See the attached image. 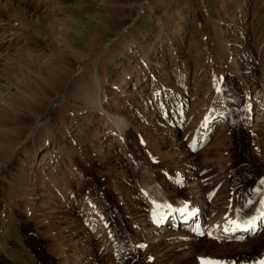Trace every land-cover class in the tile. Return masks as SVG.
Instances as JSON below:
<instances>
[{
    "label": "rangeland",
    "instance_id": "rangeland-1",
    "mask_svg": "<svg viewBox=\"0 0 264 264\" xmlns=\"http://www.w3.org/2000/svg\"><path fill=\"white\" fill-rule=\"evenodd\" d=\"M95 83L98 104L83 94ZM246 83L264 96V0H0V128L9 107L34 116L12 120L21 143L0 157V264H262L264 228L215 232L264 201V112L248 120ZM42 93L36 114L16 103ZM148 190L197 200L202 225L151 238Z\"/></svg>",
    "mask_w": 264,
    "mask_h": 264
},
{
    "label": "bare ground",
    "instance_id": "bare-ground-1",
    "mask_svg": "<svg viewBox=\"0 0 264 264\" xmlns=\"http://www.w3.org/2000/svg\"><path fill=\"white\" fill-rule=\"evenodd\" d=\"M13 16L16 17L17 14H13ZM15 19L18 20L19 18H15ZM56 76H57L56 77L57 83L59 84L61 82V84H62L64 82V81L62 82L63 76H61L59 74L56 75ZM95 84H97V83H95ZM100 85H101V83L96 85V91H95L96 94L95 95L92 92L90 93V91H87V90L85 91L84 90L85 88H83V91H85V92H83L84 96L88 97L89 100L91 99L92 103L95 102L94 100H96L97 104L99 102V100L97 99L98 98L97 95H98L99 89L101 87ZM87 88H90V85ZM90 89H91V91H93L92 88H90ZM250 89H253V86H250L248 83H246L245 87H244V90L247 91L246 95L249 98L250 103L252 105L251 108L249 109L248 120L252 121L253 122L252 125H254L260 119V117H259L260 114L262 112H264V109H263V111H261V107L262 106H260V104H259V103H261V104L264 105V99L260 100V98H262L264 96H263L262 93H259V94H256L254 92L250 93V91H249ZM46 99L47 98H46V94L45 93L44 94L42 93L41 95H38V94L37 95H32V94L31 95H21V96H19L16 99V103L18 104V106H20V107H22L24 109H29L31 111V113H35L36 114L38 111L40 112V110H42V108L44 107V105L46 103ZM254 107H255L256 110H254ZM251 109H253V110H251ZM18 112H20V111H19V108H17V107H9L8 108V114L11 116V119H10L11 122L10 123H12V120H18L19 124H22L23 126H25V124H26L25 122L28 120V118H30V116H32V114H29L28 117L26 116V118H25V116H20L18 114ZM20 114H22V113H20ZM103 114H106V115L109 116L114 128L120 134H122L123 131L125 130V126L127 125L128 122L121 116L110 115L108 113V111H106V110H103ZM32 117L34 118V116H32ZM15 122H17V121H15ZM9 124L6 127L0 128V157H2L4 155V151L7 148H9L11 150V152H14V150H16V148H17V145H19L21 143L19 138H20V136H22V133L24 131L21 133L20 129H16L15 126L13 127V126H11ZM256 125L257 124H255L254 126H256ZM40 127L41 128H39V129H43L44 126L42 125ZM257 130H258V128H257ZM44 131H45V129H44ZM251 132H253V131H251ZM254 132H256V131H254ZM37 134H38V132H37ZM33 139H35V138H33ZM48 178H50V177H48ZM52 178H51L50 181H52ZM53 181H56V179H54ZM149 192L151 194H148L145 191V193H143L142 199L145 200L146 202H148V210H151L152 213H154V216L157 219V222L162 223V224H159V226H154V227H151V228L144 229L145 232H148V234H149V236L151 238H152V236H154L153 235L154 233H164V232L167 233L168 231L169 232L172 231V229H174L175 227H180V228L182 227L183 229L184 228H189L191 230H195L199 226L202 225V215L204 214L203 213L204 211H203V208L200 207L196 203L197 200L196 201L193 200V201H190V202L186 201V203L180 202L179 205L174 206L173 204H169L168 202H166L164 200H160L158 198V195L153 193L152 190H150ZM87 203L90 204V203H92V201L89 200V201H87ZM94 206L95 205L92 204L91 211L93 210V212H94V209H95V214L94 215L99 217L98 221L96 220V225L95 226L99 230L98 233L101 234L104 237L105 246L107 247V251H112L113 252L114 251V247L117 245L116 234H115L116 233L115 232V227L116 226L114 225V223H108V221L102 220L101 219V215L98 212V209H96V207H94ZM87 213H89V212H84V214L88 217L89 215H87ZM235 216L230 218V219L225 218L224 225H222L217 230H215L216 234H218L219 236L237 234L238 237H242L244 235H252L253 233L256 234L260 229L264 228V201L261 202L260 206L258 207L257 212H255L250 218L241 220V219L235 218ZM254 217L257 218L254 221V227H252V228L245 227V225H247L248 221L251 220ZM85 219H88V221L89 220L91 221L93 218L91 219L90 217H88V218H85ZM232 221L237 222L238 224L241 225V227H235V225L231 223ZM136 222H137V220H136ZM134 225H137V224H134ZM144 226H145V224H144ZM139 227H140V225H139ZM142 228H143V226H142ZM139 232H141V231H139ZM158 239H159V237H156V238L154 237V239H152L151 242H155ZM58 246H55V250L57 251V254L58 255L59 254L65 255L63 253V251H62L64 249V246H60V247H58Z\"/></svg>",
    "mask_w": 264,
    "mask_h": 264
},
{
    "label": "snow or ice",
    "instance_id": "snow-or-ice-1",
    "mask_svg": "<svg viewBox=\"0 0 264 264\" xmlns=\"http://www.w3.org/2000/svg\"><path fill=\"white\" fill-rule=\"evenodd\" d=\"M255 219H257V218L254 217V218H252L251 220H249L248 223H247V225H245V227H247V228H252V227H254V221H255ZM231 223L234 224L235 227H241V225L238 224V223L235 222V221H232ZM208 264H211V262H208ZM262 264H264V262H262Z\"/></svg>",
    "mask_w": 264,
    "mask_h": 264
}]
</instances>
